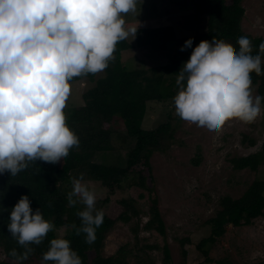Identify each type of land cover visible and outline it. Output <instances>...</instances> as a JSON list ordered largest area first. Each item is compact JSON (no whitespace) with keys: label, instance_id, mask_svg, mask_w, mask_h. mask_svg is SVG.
Wrapping results in <instances>:
<instances>
[{"label":"clouds","instance_id":"obj_1","mask_svg":"<svg viewBox=\"0 0 264 264\" xmlns=\"http://www.w3.org/2000/svg\"><path fill=\"white\" fill-rule=\"evenodd\" d=\"M143 3V0H142ZM138 0H0V173L11 176L42 160L53 163L79 144L66 122L65 107L74 77L107 68L119 41L136 36L140 21L128 22ZM132 39V40H133ZM238 49L201 39L193 47L187 38L181 51L189 58L176 72L174 112L189 126L215 133L229 119L252 122L261 113L264 96L253 95L252 73L264 74V41L253 54L250 39L237 38ZM68 205L78 207L85 241L95 240L104 211L84 174L73 177ZM7 229L22 247L10 250L23 264L32 245L54 229L40 207L33 210L28 195L10 209ZM83 264L63 235L49 240L41 264Z\"/></svg>","mask_w":264,"mask_h":264},{"label":"rangeland","instance_id":"obj_2","mask_svg":"<svg viewBox=\"0 0 264 264\" xmlns=\"http://www.w3.org/2000/svg\"><path fill=\"white\" fill-rule=\"evenodd\" d=\"M244 10L240 22L241 32L252 38L264 39V0H242ZM140 21L138 29L170 26L176 41L169 43L163 52H151L133 47L122 53L121 64L129 70H148L167 65L178 54V40L187 36L203 34L207 17L194 13L189 0H138L134 13H128V22ZM137 29V30H138ZM132 36L127 43L134 45ZM105 75L104 70L94 76V81L83 79L70 83V95L65 109L83 104L82 93L94 87L95 81ZM253 95H259L253 87ZM170 122L174 125L172 141L165 152H154L149 163L157 198V207L164 222L165 234L146 230L150 218L149 191L124 184L112 192L98 183L90 182L96 194V207L115 219V225L105 236L101 253L125 264H163V247L170 251L172 264H264V216L252 221L249 226L228 225L225 233L213 244L197 248L199 242L210 234L208 222L220 210L225 197L239 199L255 181H264V156L255 171L234 169L233 158L252 156L261 151L264 140V103L261 113L252 122L236 118L227 120L215 133L189 126L174 112L171 100L146 102V111L141 127L156 129ZM105 130L111 150L94 156L97 164L124 166L133 142L127 137L124 125L113 117ZM130 202L137 214L128 223L119 217L123 213L121 201ZM67 229L55 230V235H65ZM186 251V257L182 251ZM206 252V254H204ZM89 264L95 257L87 252ZM6 260L0 247V261Z\"/></svg>","mask_w":264,"mask_h":264},{"label":"trees","instance_id":"obj_3","mask_svg":"<svg viewBox=\"0 0 264 264\" xmlns=\"http://www.w3.org/2000/svg\"><path fill=\"white\" fill-rule=\"evenodd\" d=\"M155 1V0H147ZM192 1L194 13L207 17V28L203 34L187 36L178 40V54L171 57L170 62L160 68L146 70H129L121 64L122 53L132 49H147L151 52H163L169 49V43L176 41L172 27H156L138 29L134 46L126 40L119 41L114 51V58L109 62L105 75L95 81L94 87L82 95L83 104L79 107L64 109L66 122L77 134L79 144L70 149L69 154L55 164L42 160L29 162V166L14 176L8 171L0 173V247L6 260L0 264H17L9 253L22 247L10 235L7 229L10 209L22 195H28L33 210L40 207L45 219L54 224L46 238L39 245H32L34 252L23 264H41L42 253L49 247V240L56 237L55 230L66 228L65 238L71 247L82 258L83 264H89L87 252L92 250L95 257L90 264H125L113 257H104L101 253L105 236L115 225V219L104 214L102 224L96 229L95 240L87 243L85 234H77L72 225H79L76 215L78 207L69 206L66 198L71 189L73 177L84 174L85 180L98 183L101 187L113 191L120 190L126 183L149 191L151 201L150 218L145 223L146 230H153L164 236L165 226L157 207V198L153 194V182L149 158L154 152H165L172 141L174 125L165 123L152 130L141 127L146 111V102H163L171 100L177 92L176 75L182 62L189 58L191 48L181 51L184 41L192 37L193 47L201 39L209 45L213 42L223 43L233 50L238 49L237 38L244 35L240 30V22L244 14L242 0H189ZM246 36V35H245ZM253 45V54L258 51L262 38L247 36ZM96 74V73H95ZM95 74L74 77L71 82L87 79L94 81ZM253 87H257L259 95L264 96V74L252 73ZM264 101H262V104ZM122 122L125 132L133 142L129 149L124 166H108L94 162L95 154L111 150L108 138L110 131L105 130L112 118ZM264 156V140L261 151L255 155L233 158L230 162L234 169H250L255 171L262 163ZM123 213L119 220L128 223L137 212L130 202L121 201ZM264 216V181H255L239 199L225 197L220 202V210L210 219V234L202 239L197 248L213 244L225 233L228 225L234 227L249 226L258 217ZM206 254V252H204ZM186 257V251H182ZM50 264V262H49ZM163 264H172L168 247H163ZM184 264V263H183ZM216 264H228L219 261ZM262 264V263H257Z\"/></svg>","mask_w":264,"mask_h":264},{"label":"crops","instance_id":"obj_4","mask_svg":"<svg viewBox=\"0 0 264 264\" xmlns=\"http://www.w3.org/2000/svg\"><path fill=\"white\" fill-rule=\"evenodd\" d=\"M130 45H132V44H130ZM134 46V45H133ZM135 47V46H134ZM139 49V48H138ZM83 80V79H82ZM82 80H80V81H76V82H72V83H80V82H82ZM71 83V82H70ZM84 93V92H83ZM83 93H82V95H83ZM83 101V100H82Z\"/></svg>","mask_w":264,"mask_h":264}]
</instances>
